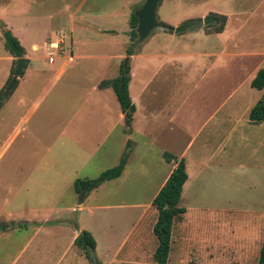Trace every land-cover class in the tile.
Segmentation results:
<instances>
[{"label": "rangeland", "instance_id": "rangeland-1", "mask_svg": "<svg viewBox=\"0 0 264 264\" xmlns=\"http://www.w3.org/2000/svg\"><path fill=\"white\" fill-rule=\"evenodd\" d=\"M5 1L0 0V6ZM26 1L34 2L25 0L26 5ZM122 1L128 0H109V9ZM145 2H130L124 21H108L109 27H115L106 33L117 34L120 42L93 26L88 32L92 43L76 44V53H118L124 56V64L130 57L131 81L136 71L140 82L145 78L143 69L134 71L136 56L161 50L181 56L169 58L172 65L164 68L165 59L154 61L152 69L159 72L141 94L138 89L142 85L130 86L137 107L134 131L140 135L136 131L135 136L127 134L126 120L118 118L121 111L112 100L109 109L115 124L109 139L101 143V125L87 118L102 109L85 103L102 99L94 93L95 86L104 79L120 77L123 62L113 71L98 60H82L53 82L60 61L51 65L50 59L71 51L72 45L66 44L63 36L61 43L50 46L48 54L42 48L35 50L17 90L0 109V264H10L35 232L34 225L29 231L15 228L20 222L58 230L66 227L70 232L41 231L34 242L39 247L33 245L18 264L27 259L39 262L41 258H34L31 252L35 248L54 258L69 242H75L80 227L93 236L97 233L103 249L110 233L115 243L123 240L137 227L144 206L181 160L186 162L189 182L179 206L187 213L175 221L171 264H258L264 242V122L252 123L249 113L264 95V90L251 86L264 69V0H162L158 8L161 24L175 29L192 20L200 24L181 34L161 27L133 48L137 37L132 36L131 16ZM47 5L54 10L62 7L61 0H48ZM29 8L30 14L39 11L36 3H30ZM216 14L228 17L225 36H218L221 27L216 22L203 23L214 20ZM7 31L1 20L0 92L17 69L15 56L3 38ZM25 45L21 46L26 58V48L31 45ZM130 48L132 55L127 53ZM215 48L220 54V71H214L212 60L198 55ZM8 55L12 61L4 59ZM208 65L211 70H206ZM213 112L215 121L200 130ZM149 115L152 123L145 119ZM134 140L139 145L130 154L132 160H128L123 177L86 194L85 209L79 212L75 181L95 179L116 167L127 150L125 143ZM97 143L100 146L92 151ZM81 145L89 148L80 149ZM165 152L180 156L174 155L177 159L172 163L165 160V167L160 163V153ZM97 205L103 208H95ZM49 209H53L50 214ZM157 219V211L152 209L138 224L124 252L141 233L147 240L151 235L154 243L152 228ZM47 222L53 225H45ZM50 243L56 244L50 247ZM76 248L83 258L77 264H91L85 252Z\"/></svg>", "mask_w": 264, "mask_h": 264}, {"label": "crops", "instance_id": "crops-1", "mask_svg": "<svg viewBox=\"0 0 264 264\" xmlns=\"http://www.w3.org/2000/svg\"><path fill=\"white\" fill-rule=\"evenodd\" d=\"M32 1L34 2L26 1L27 2V5H26L25 0H6L5 2L2 3L3 5L0 6V19L4 22L5 28L12 32L14 38H16L20 42L21 45H23L24 47L26 46L25 45L26 43L31 45L30 47L26 48L27 61L28 60L31 61L33 60V58H35L34 54H35L36 49L38 50L42 48V50L44 49L43 51H46L48 54L50 52L49 51L50 46L53 43H59L61 36L65 38L64 42L66 44L69 45L70 43V45H72L71 51L62 52L61 55L53 58L54 59L53 62H49L51 65H55L57 63V60L60 61V63L57 65L56 73L53 77L54 83L58 81L67 72V70L70 67H72L76 62H79L82 60H86V59L98 60L99 65H102V66L106 65L108 69L113 70V71H114V67H117L116 65L118 64V62L120 63L123 62L122 59H124L123 58L124 56L122 54L119 55L118 53L114 55H111L110 53L107 54L106 52L95 53V55L88 54V53H76V49H77L76 44L86 46L88 43H92V40L88 37V32L91 31L90 28H92L93 26L98 28L100 32L119 40L120 38H118L119 36L117 34L106 33V30H114L113 28L115 27V26L109 27L107 23L109 21V22H115V24H117L120 21H124L126 19L125 17H127L128 15V11H130V8H131V5L129 3L133 2L134 0H128L126 2L122 1L121 5L117 6L113 10L109 9V0H105L106 2H104L103 0H92L93 4L91 5H89V2L91 0H61L62 7L56 10L50 9V6L47 5L48 0H32ZM30 3H36L38 5L39 11L37 14L29 13ZM228 27L229 25H227L224 32L221 34H218V36H221V37L225 36L226 33L228 32V29H229ZM51 51H54V50H51ZM55 52H51V53L55 55ZM198 55L201 57L207 58L209 60H212L211 64L214 68V71L216 70L215 68H218L220 71V67H221L220 60H219L220 54L217 48L211 49V50L210 49L203 50ZM174 56H180V55L171 54L170 51L168 52V51L161 50L159 52L150 51L148 52V54H143V55L140 54L136 56L137 58H135L134 60L135 61L134 71L143 69V71H145L146 73L144 75L145 78L143 82H140V75L136 71V74L134 73L133 75L130 86L132 85V83L133 85H137V87L138 85H142V87L138 89V95L141 94L142 91L147 90L150 87V84L152 82L151 80L159 72L158 68L152 69L153 67L152 64L154 63V61L165 59L164 66H162V64L160 65V67L162 66L161 68H164L168 65H172L170 61H171V58H173ZM210 57H213V59H211ZM169 58H170V61H168ZM4 59H7V61L13 60L12 56H9V55L5 57ZM108 59L111 60L109 63H108ZM48 61H49V58H48ZM174 63H179V62L174 61ZM29 64L30 65L28 66H31V62H29ZM211 67L210 65H208L206 70H211L212 69ZM104 80H108V79H104ZM104 80H102L94 88V93H96L98 96H101L102 99L100 101H98V99H93L92 101L85 102V103H90L91 105H94V106H100L102 108L100 111H96L93 114L91 112V114L88 115L89 117H87L92 122H96V124L101 125L100 127H101L102 134H103V137L100 139L101 143L107 138L109 139L114 130L112 127L113 126L112 124H115L113 117H112L113 110L109 109L110 101L112 100L113 103H115L118 106V111H121L120 104L117 100L116 94L113 91V89H103L102 90L99 88L100 84ZM134 81H136V83ZM219 82L220 81L218 79V84ZM130 95L132 98L131 91H130ZM132 101L133 103L135 102L133 98H132ZM220 109H221V105L219 104L218 109H217L218 113L220 112ZM97 112L100 113V115ZM215 117H216L215 112H213L212 116H210L205 121V123L202 125L200 130H202L204 126L210 123H213L215 121ZM118 118L120 120H125V115L122 113V111L119 113ZM145 119H148V122L152 123L153 116L149 115ZM134 124H135V120L132 123V132L130 134L131 135L133 134V136H135L134 133L136 131V134L140 135L137 129H135L134 131V127H135ZM17 132L18 130L16 131V133ZM131 143L133 145L132 151H131V155H132L133 151L135 150V148L138 147L139 143H137L135 140ZM100 144L97 143L96 145H94L95 147L92 148V151L94 149L96 150L100 146ZM127 145L125 143L124 148H127ZM85 146L86 145H81L80 149L89 148L88 146L86 147ZM166 153H170V152L160 153V156L162 157V160L160 163L161 165L165 167L166 165H168L164 158V154ZM170 154H173V153H170ZM174 155L180 156V154H174ZM183 155L184 154H181V156ZM176 159L174 160V162L176 161ZM131 160L132 159L130 158L129 162ZM170 176L171 175H169L166 178V180L164 181L159 191H156L151 201L147 205L144 206L145 210L139 215L138 220L136 222L137 227L134 229V231L125 235L123 240H119L118 242L115 243L114 241L115 236L112 235L113 233H110V235H108L107 237V244L103 246L104 247L103 249L100 246V242L96 240V235L98 234L96 233L95 236H93L96 240L95 251H96V256L98 258L99 264H156L154 260V256H155V252L157 248V239L155 235L153 238L154 243H152L151 235H149L150 240H147L145 239L144 233H141L139 235L138 240H135V243L131 245V249H129L127 253L124 252V249L129 243L128 240H130L131 237L134 236V234L136 233L138 224L142 223V221L152 211V209L157 211L152 205L153 201L157 197L160 190L165 186ZM122 177L123 175L120 178ZM116 180H113V181H116ZM188 182H189V179L187 183ZM107 183L109 182L104 183L99 189L95 191L102 189L105 185H107ZM84 205H85V201L81 205V210H79V212L85 209ZM100 207L103 208V206H98V205L95 208H100ZM72 209L76 211V208L74 206H72ZM52 210L53 209H49L47 213L50 214ZM157 215H158V212H157ZM154 226L152 228V233H153ZM40 227H42V224L36 227V229L34 230L35 232H33L31 234V237L27 239V242L25 243L21 251L18 253L16 258L11 261L10 264H18L19 260H21V258L27 254V251H29L33 245L39 247V244H34V242L41 235V231H45L44 233L48 234L47 232L48 230L54 231L55 229H57L55 226H51V227L44 226L43 228H40ZM30 228L26 230L29 231ZM62 230L68 233L70 232V229L66 227L61 228L58 231H62ZM82 231L84 230L80 227L79 232L78 231L76 232V236L74 240L77 239V237L80 235ZM55 244L56 243H50L48 244V246L51 247V245H55ZM36 251L38 253L35 255ZM31 252H32V255H34V258H37V256H39L41 260H39V262H36V260L32 261V260L27 259L24 264H45V262H47L48 264H77V263H81V261L78 260L79 258L83 260V258H81L77 252V248L75 246L74 241L69 242L67 247L65 249H62L59 254L53 255L54 258H50L49 256H47L48 257L47 258L46 254H49V253L48 252L46 253V251L44 250H39V248H35ZM169 264H171V256H170Z\"/></svg>", "mask_w": 264, "mask_h": 264}, {"label": "trees", "instance_id": "trees-1", "mask_svg": "<svg viewBox=\"0 0 264 264\" xmlns=\"http://www.w3.org/2000/svg\"><path fill=\"white\" fill-rule=\"evenodd\" d=\"M214 23L220 25V30L218 33H223L226 27V22L228 21V17L221 14H216L214 18ZM138 18L135 15V12L131 16V27H132V36L134 38L137 37V28H138ZM162 27L170 32L174 31V26L166 23L161 24ZM14 42L20 51L24 54L25 50L21 46L20 42L14 38ZM9 49V47L7 46ZM10 50V49H9ZM11 51V50H10ZM128 55L133 54L132 48L127 51ZM27 64L24 69L27 68ZM24 71V70H23ZM17 72L16 70L12 71V76L6 85V87L0 92V109L4 105L5 101L8 97L13 94L16 88L19 85V80L14 84L13 88L10 90L13 77ZM24 72H22V75ZM130 65L125 70L124 63L121 65V76L114 80H105L103 81L99 88L100 89H113L116 94L117 100L120 104L121 111L125 115V120L127 124V132L130 134L132 130V123L134 121V116L136 113V105L133 103L131 95H130ZM252 88L262 91L264 90V69H261L251 84ZM249 119L254 124H261L264 122V95L257 102V104L250 110ZM131 142L127 145V150L124 152L121 157L120 163L112 168L104 171L100 174L99 177L95 179H77L75 181L74 189L76 194L81 195V192L84 190L86 193H90L99 189L104 183L110 182L116 179H119L126 169L127 162L129 160L131 154ZM164 158L168 163H172L176 157L170 153L164 154ZM189 179L188 170L186 166L185 160H181L178 164V167L172 172L170 178L168 179L165 186L160 190L157 197L153 201V207L158 212V220L154 226L153 233L157 239V248L154 256V260L156 264H169L170 256L173 251V231L175 228V221L183 217L187 210L181 208L180 201L182 199V194L184 191V187ZM85 200V199H84ZM31 225L39 226L38 223H30V222H20L15 224V228L18 229H28ZM46 225H53L52 222H48ZM75 245L83 250L90 260L89 247H93L96 249V240L93 235L88 231H82L80 235L75 240ZM91 262V261H90ZM258 264H264V242L261 247L260 257Z\"/></svg>", "mask_w": 264, "mask_h": 264}, {"label": "water", "instance_id": "water-1", "mask_svg": "<svg viewBox=\"0 0 264 264\" xmlns=\"http://www.w3.org/2000/svg\"><path fill=\"white\" fill-rule=\"evenodd\" d=\"M162 0H146L145 4L141 9L135 12L136 17L138 18V28H137V40L135 41L133 48L144 43L152 33L161 28V22L158 18V8L161 4ZM1 23V20H0ZM206 26L213 24V20L206 19L203 22ZM200 23L198 21L192 20L184 23L180 27L175 29L176 34H181L188 31L190 28L198 26ZM3 38L14 54L16 63H17V72L13 78L10 90L13 88L14 84L20 79L22 72L24 70L25 65L27 64V59L24 57V54L20 51L17 47L16 43L14 42V36L12 32L7 31L3 34ZM130 64V57H127L126 62L124 64V69L126 70ZM86 191H82L79 200V206H81L86 198ZM90 253V261L91 264H99L98 258L96 256V251L93 247H89Z\"/></svg>", "mask_w": 264, "mask_h": 264}, {"label": "built area", "instance_id": "built-area-1", "mask_svg": "<svg viewBox=\"0 0 264 264\" xmlns=\"http://www.w3.org/2000/svg\"><path fill=\"white\" fill-rule=\"evenodd\" d=\"M60 43H61V41H60ZM53 60H54V59H53V58H51V59H50V62H53Z\"/></svg>", "mask_w": 264, "mask_h": 264}]
</instances>
